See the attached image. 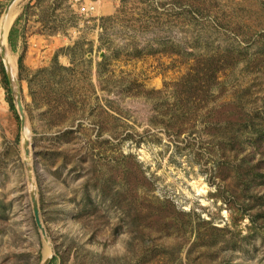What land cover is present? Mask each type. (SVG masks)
Masks as SVG:
<instances>
[{"label":"rangeland","instance_id":"374dc122","mask_svg":"<svg viewBox=\"0 0 264 264\" xmlns=\"http://www.w3.org/2000/svg\"><path fill=\"white\" fill-rule=\"evenodd\" d=\"M9 2L0 264H264V0Z\"/></svg>","mask_w":264,"mask_h":264},{"label":"water","instance_id":"95a60500","mask_svg":"<svg viewBox=\"0 0 264 264\" xmlns=\"http://www.w3.org/2000/svg\"><path fill=\"white\" fill-rule=\"evenodd\" d=\"M16 1L17 0H10L9 4H8L6 10H5L4 16H6L8 14L10 8L13 6V4ZM0 50H1V56L4 58L5 57V48H4V46H1ZM5 64H6V70H7V78L9 80V82L16 84V87H14V88H13V86L11 87V91H12L14 97H15V103H16V106H17V109H18V112H19V115H20V119H21V124H22V127H23L25 122H24L23 108H22V105H21V93H20V90L18 88V84L16 83V81L14 82L13 70H12L11 65L9 63H5ZM26 146H27V142L25 141V144H24L25 158H27V156H28V151H27ZM27 174H28L29 180H31V177H30V174H29V168H27ZM30 198H31L32 210H33V214H34V217H35L36 224L39 227L42 236L44 237V231H43V228L41 227V224H40V221H39L37 202H36L35 194H34L33 191H31V193H30ZM43 264H48V259L45 260V262Z\"/></svg>","mask_w":264,"mask_h":264},{"label":"built area","instance_id":"2783aa9c","mask_svg":"<svg viewBox=\"0 0 264 264\" xmlns=\"http://www.w3.org/2000/svg\"><path fill=\"white\" fill-rule=\"evenodd\" d=\"M68 2L81 26L98 22L103 0H68Z\"/></svg>","mask_w":264,"mask_h":264},{"label":"trees","instance_id":"16d2710c","mask_svg":"<svg viewBox=\"0 0 264 264\" xmlns=\"http://www.w3.org/2000/svg\"><path fill=\"white\" fill-rule=\"evenodd\" d=\"M12 31L9 33V37H8V42H9V45H10V47H11V49L14 51L15 50V46H14V44H13V39H12ZM18 65V71H19V78H20V80H23V79H25L24 77H23V73H24V66H23V62H22V58L20 57L19 59H18V63H17ZM61 70H65L64 68H61ZM4 77V82H5V84H8V81H7V78H6V76H3ZM6 92H7V97H8V104H9V107H10V110H12L14 113H16V110H15V108H14V106H13V104H12V99H11V96H10V89H9V87L7 86V88H6ZM50 264V263H49Z\"/></svg>","mask_w":264,"mask_h":264},{"label":"bare ground","instance_id":"6f19581e","mask_svg":"<svg viewBox=\"0 0 264 264\" xmlns=\"http://www.w3.org/2000/svg\"><path fill=\"white\" fill-rule=\"evenodd\" d=\"M11 20H12V17L10 15L6 16L2 20L1 27H0V37L1 38H3L5 33L7 32L8 28L10 26ZM1 44H3V43H1ZM4 61H5V63H10V65H12L11 67L13 70V74H15V72H14L15 71V62L10 57H7V56L4 57Z\"/></svg>","mask_w":264,"mask_h":264}]
</instances>
